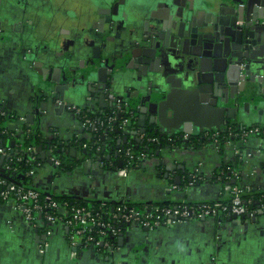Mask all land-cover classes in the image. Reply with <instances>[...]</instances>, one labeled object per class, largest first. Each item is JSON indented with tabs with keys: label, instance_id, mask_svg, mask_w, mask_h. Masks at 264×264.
<instances>
[{
	"label": "crops",
	"instance_id": "1",
	"mask_svg": "<svg viewBox=\"0 0 264 264\" xmlns=\"http://www.w3.org/2000/svg\"><path fill=\"white\" fill-rule=\"evenodd\" d=\"M216 5L224 9L226 18L236 9L227 0H216ZM161 12L151 7L144 13L151 18ZM135 14L134 10L129 12L130 19ZM113 21L109 8L89 0H0V114L7 116L10 132H19L6 145L14 154L20 151L19 128L25 125V131L36 130L40 135L35 149L42 147L46 154L51 152L47 147L56 144L77 164L59 174L54 165L43 162L36 169L31 188L57 197L140 206L215 202L223 199L228 187L264 192V132L250 136L240 147L239 141H230L217 150L198 143L185 149H165L185 147L177 143L184 136L204 139L208 133H223L230 124L264 129V95L249 98L246 104L216 105L208 89L183 80L182 69H193L194 63L189 62L186 68L173 58L160 66L152 63L147 70L128 69L126 64L135 58L131 50L137 44L132 31L137 36L142 24L134 29L131 19L116 21L112 27ZM259 34L264 60V28ZM136 57L143 62L141 55ZM45 70H49L46 78L50 75L52 81L42 74ZM257 74L264 78V71ZM106 91L123 102L138 104L136 131L156 133L169 142V147L158 149L159 155L155 152L126 177L94 161V154L87 149L93 144L90 132L84 129L87 126L68 111L75 107L102 114L109 107ZM20 118L25 119L24 124ZM84 162L91 165H82ZM223 168L229 170L225 184L219 180ZM195 175L201 180L191 184L189 179ZM236 218L221 228L196 221L153 233L128 232L121 247H147L145 258L136 257L143 264L146 259L156 263L160 250L174 261L188 262L194 261L190 254L196 250L213 255L217 248L226 263L239 250L254 264H264V214L255 222L247 220V224ZM69 253L67 230L62 225L33 228L13 202L0 203V264H112L93 246L82 250L74 261Z\"/></svg>",
	"mask_w": 264,
	"mask_h": 264
},
{
	"label": "water",
	"instance_id": "2",
	"mask_svg": "<svg viewBox=\"0 0 264 264\" xmlns=\"http://www.w3.org/2000/svg\"><path fill=\"white\" fill-rule=\"evenodd\" d=\"M227 1L237 6L235 11L233 10L236 13L233 12L231 18L223 15L216 5V0H163L164 10L160 15H151L150 33L143 39V47L139 48L140 52L138 50L136 55L142 56L146 67L152 63L162 65L164 60L170 58L184 66L189 62L194 63L193 69L186 66L192 71L182 69L183 80L192 81L198 89H208L211 97L216 100V105L246 104L249 98L262 97L264 78L257 74L258 71H264V60L260 52L262 46H257L254 52L250 47H242L241 39L246 32L243 34L234 26L236 19L256 21L257 18L251 14L250 9L252 0H243V5L235 4V0ZM257 5L264 6V0H260ZM162 6L160 5V8ZM136 55L133 52L131 57ZM48 71L42 72L45 78ZM46 80L52 81L50 75ZM238 82H241L239 86ZM26 121L31 122V119L27 118ZM86 132L90 130L86 129ZM140 133L146 135L145 130H141ZM123 135L122 143H125L128 136L135 134L126 130ZM182 144H186L185 147L175 145L165 149L187 148V141H183ZM118 148L119 146H116L115 151ZM36 153L39 160L52 164L51 154L49 152L45 154L42 147H38ZM156 155H159V152H156ZM3 162L4 160L0 159V174L5 173L2 169ZM96 163L99 165V162ZM88 164L91 165V162H84L82 165ZM118 167L121 168V164ZM251 219L252 222L255 221V216ZM123 241V236H120L119 245L122 246Z\"/></svg>",
	"mask_w": 264,
	"mask_h": 264
},
{
	"label": "built area",
	"instance_id": "3",
	"mask_svg": "<svg viewBox=\"0 0 264 264\" xmlns=\"http://www.w3.org/2000/svg\"><path fill=\"white\" fill-rule=\"evenodd\" d=\"M117 105H119V102ZM69 110L81 115V111L75 107H70ZM117 110L118 113L127 114L121 105L119 108L117 107ZM4 115L0 114V117ZM82 118L84 126L95 127V124L89 118L86 116ZM19 121L21 124L25 123L24 118H20ZM114 122V117H108L105 123L102 122L98 125V129H101L104 133L111 132ZM128 123L129 119L123 120L119 129L123 131ZM5 128L6 126L0 125V134H9ZM97 130L94 128V131ZM26 133L28 134L29 131H26ZM258 133V128L243 131L238 142L239 147L247 138ZM217 134L211 135L214 142H217L215 140ZM143 138L144 135L140 137V140H143ZM188 139V136H184L181 142L188 141ZM147 141L157 145L158 149L162 147L157 138L147 139ZM211 146L215 150L219 149L217 143ZM235 152L238 153V151ZM117 153H119L117 158L122 163L121 168L116 169L119 177H126L129 170L134 166H139L141 162L150 156L147 153L136 155L130 148L122 151L117 150ZM17 154H13L9 147L2 145L0 140V159L4 160L2 164L4 172H17L18 168L14 167L15 165L12 166L14 159L17 162H23L26 158L29 161H34L37 157L36 149L33 147L23 148L20 153L22 154L21 157H18ZM50 160L55 166H59L57 160L52 157ZM195 174H198L197 171ZM24 175L31 177L34 175V171L29 170ZM200 180L201 178L195 175L191 178V184ZM219 180H221V176H219ZM244 191L238 187H228L225 189L223 199L210 203L192 205L181 202L174 205H152L142 208L119 204L110 206L104 212L102 207L94 210L79 205L68 206L67 203H59L47 194L41 195L35 189L25 188L0 176V203L13 202L21 212L25 222L33 228H44L47 225L55 224L62 225L67 230V242L70 249L69 258L71 260L77 257L79 249L88 246H93L98 250L111 251L115 246L113 240H117L122 233L134 228L153 231L168 225L183 224L203 218L220 222L231 216L238 218L252 216L254 212L248 211L247 205L250 201L243 198ZM246 191L248 192L250 189H246ZM259 201L261 202L258 207L259 212L264 213V196H261ZM47 232L49 234V231Z\"/></svg>",
	"mask_w": 264,
	"mask_h": 264
},
{
	"label": "trees",
	"instance_id": "4",
	"mask_svg": "<svg viewBox=\"0 0 264 264\" xmlns=\"http://www.w3.org/2000/svg\"><path fill=\"white\" fill-rule=\"evenodd\" d=\"M131 113V114H130ZM127 112V114H121L118 113L116 110H106L103 114H89V113H85V116L87 118H89L94 124H95V129H98V125L101 124L102 122L105 123L106 119L108 117H114L115 118V122L114 125L112 126V131L111 132H102L101 129H98L97 131H94V128L92 127L90 130V134H91V141H93V144H88L87 145V149L90 150V152L92 154H96V149H99V154L101 156H103L102 159V163L104 164V166L106 168H114V169H118V163H120V160L117 157H114L115 154L119 155V153H117V151L114 150V147L116 146L118 140L121 139L122 133L121 130L119 129L121 123L123 120L125 119H129V123L131 125H134L136 123V117H137V112L136 111H131V112ZM7 116H1L0 117V125L6 126L7 123ZM254 128H258L259 130V134L264 132L263 128H260L258 126L256 127H252L251 129ZM9 134H0V140L2 145H4L5 147L6 145V141L8 143V140L11 139V136L13 137V135L15 134V136L19 133L18 131L12 133L8 130V128H5ZM21 134L18 137V139L20 140V142H18L19 146H20V151L16 152L18 153L17 156L21 157L22 154L21 151L23 148L26 147H33L35 148L39 142H40V135L38 134V132L36 130H33L31 133H26V126L22 125L19 128ZM245 130H249V129H244V128H239L235 125H231L229 126L228 130H226L223 133H218L217 137H216V141L214 142L213 139H211V141H209L210 139L207 138H192L190 137L187 145L188 146H198L199 144L201 145H205V146H209L211 144L217 143L219 148H221L223 146V144H225L226 142H238L240 141V136L241 133ZM25 132V134H24ZM12 133V134H11ZM11 134V135H10ZM213 133H211L212 135ZM152 138H157L160 145L164 146L169 144V142L164 139V138H160L158 137L156 134L153 133H149L146 134L143 138V140L137 141L134 139H128V141L123 144L122 146L119 147L118 150H125L126 148H130L131 151L138 155L140 153H147L151 156H154L155 152L158 150V146L150 143L147 141V139H152ZM177 143L180 144L181 141L177 140ZM198 143V145H197ZM51 152V157L54 158L55 160H57L59 162V166H55L53 163L52 165H54L53 167L55 168L56 172L59 174H63L66 171H71V169H73L77 164L75 161L71 160L69 158V156L64 155V153L61 152L60 147H58L56 144L51 143L49 145V147H47ZM15 153V154H16ZM14 154V152H13ZM15 156V155H13ZM108 157V160H107ZM16 158V157H15ZM116 158V159H115ZM43 164V162L41 160H39V158H35L34 161H29L27 158L26 160H24L23 162H17L13 161V165H15L14 167H17L18 170L17 172L13 173V172H5L4 174H0L1 177L6 178L9 182H14L16 184H20L22 186H24L25 188L28 187H32L31 186V181L36 173V169L41 166ZM122 164V163H121ZM110 166V167H109ZM139 166H134L132 169H136ZM29 170H33L34 171V175L31 177H26L24 174L26 172H28ZM219 173L221 174V180L220 182L225 184L229 182V170L226 168H223L221 171H219ZM23 174V175H22ZM198 183V182H196ZM41 195H44L43 192L37 190ZM48 195V194H47ZM53 200L59 202V203H67L68 206H75V205H79V206H83L89 209H94L97 210V208L102 207L103 211L105 212L107 209H109L110 206H117L119 204H124L127 206H133L136 208H142L144 206H140V205H135L131 202H123V203H107V202H96V201H92V200H83V199H76L74 197H70V196H63V197H57L54 195H49ZM264 196V192H257L254 190H250V191H244L243 193V198L245 200L250 201V203L247 205L248 207V211L249 212H254V215L258 216L259 214V205H260V197ZM179 204V203H177ZM188 204H198V203H188ZM163 205H174V204H163ZM145 206H152V205H145ZM154 206H161V205H155ZM110 211V210H109ZM262 213V212H261ZM241 220H248L247 216L245 217H240ZM249 218V217H248ZM114 245L117 244L116 240H113ZM82 251L83 249H79V251Z\"/></svg>",
	"mask_w": 264,
	"mask_h": 264
},
{
	"label": "flooded vegetation",
	"instance_id": "5",
	"mask_svg": "<svg viewBox=\"0 0 264 264\" xmlns=\"http://www.w3.org/2000/svg\"><path fill=\"white\" fill-rule=\"evenodd\" d=\"M179 1H181V0H179ZM89 2L91 4H93V5H95V6H98V7L103 6V7H106V8L110 9V13H111V15L114 18L113 23H111V24H113L112 27L115 26V22L116 21L124 22V21H130L131 19H134L135 24H136L134 26L135 27L134 29H137V24H140V23L142 24V28L140 30V33L138 32L137 36L134 34V32H136V31H132V37L137 40V44H136V47L132 48L131 53L137 52L138 51L137 48L139 49V48L143 47V39L148 37V35L150 33V28L151 27L149 26V21H151V18H146L144 12L147 11L151 7L160 8V5H163L160 8L161 11H163L164 10L163 8L165 7V3L163 2V0H89ZM242 3H244L243 0H235V4H242ZM259 3H260V0H252L251 1V6H250L251 7L250 9L252 10L251 14L255 15V17L257 18L256 21H253V22L251 21L250 22V21H246L245 19H240V20L236 19V22H234V26H235V29L237 31L240 30V32H242L243 34H244V32H246V35L242 36L241 46L244 47V48L250 47V48H252L253 52L255 51L257 46H259L258 45V40H259V35H260L259 33L261 32V28H264V6H262V5L258 6L257 4H259ZM28 5H30V4H28ZM132 10L136 11V14H135L134 18L131 17V19H130L129 12H131ZM219 10H221L222 12L224 11L223 8H220ZM123 11H127L128 13H124ZM249 17H251V15H249ZM116 26H117V23H116ZM28 53H30V52H28ZM138 61H139L138 57H135L134 59L128 61V63L126 64V68H128V69L129 68L130 69H132V68L140 69V67H141V69H143V67H145V70L149 69L148 67H146L143 64V62L139 63ZM153 65H155V64L153 63ZM157 65L160 66L159 64H157ZM240 84H241V82H238L237 86H239ZM104 94H105V98L106 97L108 98L107 104L109 105V107L106 110H109V111L116 110V111H118L117 107L119 108L120 105L122 107H124L126 112H129V113L131 111H136L137 112L139 110L138 109V107H139L138 104L131 105L128 102H123L120 99L115 98L112 95H110L107 91L104 92ZM118 102H119V105H117ZM106 110H104L102 112V114ZM68 111L69 112H73L80 119V121H83L82 117L85 116V112L84 111L80 110L81 111V115H78L74 111L69 110V109H68ZM231 125H234V124H230L229 126H231ZM229 126L227 127L226 130H228ZM92 127L94 128V126H89V127L84 128V129H91ZM126 130L127 131L129 130L130 133H132V130H135V127H134V125H131L130 123H128V125L125 127V129L123 131H121L122 136H121V139L118 140L116 146H119V147L122 146L123 144H125L128 141V139H134V140L140 141V137L143 136V135H141L139 130H137V131L135 130L136 134L128 136L126 142L122 143V140L124 138L123 132L126 131ZM204 137L207 138V139H210L209 141H211V139H212L211 138V133L206 134ZM91 142L94 143L93 141H91ZM168 145L169 144L164 145L162 147H165V146L169 147ZM94 156H95V160L94 161L102 162L103 156H101L99 154V150L96 149V154H94ZM107 160H108V157H107ZM260 213L261 212L258 213L259 214L258 216L264 214V213H261V214ZM252 216H255V219L257 218V216L254 215V214ZM252 216H249V218L247 217V219L249 221H252V219H251ZM232 219H234V216H231L229 218L221 220L220 222L217 221V220H209V219H204V218L200 219L198 221L210 222L212 224V226H214V228H216V227H220L221 228L227 222L232 221ZM236 219H238V218H236ZM240 221L243 224H247L246 222H249L247 220H240ZM255 221H253V222H255ZM190 222H196V221H188V222H185V223H190ZM170 226H172V225H168V226H165V227H162V228H158V229L153 230V231H149V230H146V229L134 228V229H131L130 231L122 233L121 236H123V238H124L125 234L128 233V232H140V231H143V232H152L153 233V232H157V231L163 230L165 228H169ZM118 240H119V238L116 240L117 244H115L114 248H112L111 251H105V250L96 249L98 255L101 256L102 258H104L107 262L112 263V264L114 263V261H116L115 264H143L142 260L141 259L140 260H136V257L145 258L144 254H143V250L144 251H149L147 249V247H145V248L137 247L136 248L135 245H130L129 247H125L124 246V248L122 249L121 245H119ZM68 248H69V246H68ZM85 249L86 248H84L83 250H85ZM159 250H160V248L156 249V252H158ZM69 251H70V249H69ZM80 252H81V250L77 252V257L75 259H72V261L76 260L79 257ZM165 254H166V252L163 253L160 250L156 254L158 256V258H157L158 260L156 261V263H155V261L154 262H149V259H146L147 261L145 262V264H254L251 261V259H252L251 257L243 255V252H241V254H240L239 250H238V254H236V257H234L233 259H228V261L230 263H226L225 262L224 258L221 257L220 249H218V248L215 251H213V255L211 254L210 251L208 253L207 252L204 253L201 250H196L195 253L192 252L190 254V257H192V258L194 257L196 260L194 259V261H193V259H191V261H188V262L183 261L181 259H178V260L176 259L174 261V259L172 260L169 255H167V254L165 255ZM130 257H135L134 258L135 260H130L129 259ZM163 257H165V258H163ZM231 260L235 261V262H231Z\"/></svg>",
	"mask_w": 264,
	"mask_h": 264
}]
</instances>
